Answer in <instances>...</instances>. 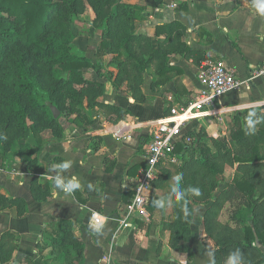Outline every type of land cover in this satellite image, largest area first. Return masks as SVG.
Returning a JSON list of instances; mask_svg holds the SVG:
<instances>
[{
    "label": "trees",
    "instance_id": "1",
    "mask_svg": "<svg viewBox=\"0 0 264 264\" xmlns=\"http://www.w3.org/2000/svg\"><path fill=\"white\" fill-rule=\"evenodd\" d=\"M123 1L0 0V169L6 167L8 151L19 155L36 175L31 193L37 202H46L52 195L44 171L33 157L35 151L29 144L32 137L40 139L46 133L60 137L65 125L70 124L87 131L94 121L92 111L110 119L129 114L100 101L105 84L87 77L88 72L109 76L115 89L126 87L131 97L143 104L147 76L152 78L154 89L168 81L167 74L176 69V57L197 64L208 59L204 52L189 47L187 27L180 22L158 26L157 37L164 35L163 39L134 33L133 23L143 19L144 14L141 8ZM146 2L153 7L159 5L156 0ZM88 7L94 13L92 27L103 28L95 62L82 54L75 42L76 21ZM108 68H114L116 74ZM53 106L61 112L58 119L51 111ZM249 111L264 116L262 109L233 114L226 136L208 137L204 128L186 133L184 139L190 137L193 142L178 144L177 151L185 156L182 163L162 168L161 176L153 183L155 194L147 210L151 218L160 216L163 230L170 232L173 250L192 256L196 207L206 206L203 226L216 246L211 264H225L228 255L237 249L246 264H264V252L259 248L264 245V122L251 133L245 119ZM170 115L165 113V117ZM227 167L235 169L236 176L221 191ZM181 173L183 189H201L198 197L186 195L187 204L176 201L171 194L172 177ZM169 196L170 206L166 203L160 209L154 205L155 200ZM6 210L23 218L29 207L23 198L0 194V212ZM74 228V222L63 219L43 231L38 254L50 250L43 264L83 262L85 245ZM19 243L17 233L7 231L1 235L0 264L12 262ZM21 264L36 263L32 257H25Z\"/></svg>",
    "mask_w": 264,
    "mask_h": 264
},
{
    "label": "crops",
    "instance_id": "2",
    "mask_svg": "<svg viewBox=\"0 0 264 264\" xmlns=\"http://www.w3.org/2000/svg\"><path fill=\"white\" fill-rule=\"evenodd\" d=\"M156 1L159 3L156 7L148 5L146 0L123 1L141 8L144 14L143 19L133 23L134 33L153 40L163 39L164 35L157 37V27L180 22L187 27L186 42L190 48L204 52L207 60L225 62L244 82L239 92L229 93L217 102L223 108L222 124L229 125L231 116L240 111H264V76L250 79V68L264 62V17L256 13L253 0ZM87 13L89 18L82 17L78 28L89 32L87 46L94 52L88 57L95 62L103 28H93L94 13L91 8ZM105 60L108 62L110 58ZM173 64L176 69L167 74L168 81L163 85L152 89V78L146 77L143 104L137 103L126 87L115 89L109 76L87 73V77L105 84L101 102L118 106L129 114L119 119L110 116V119L92 111L94 121L87 131L70 124L65 125L61 137L46 133L40 139L29 140L35 151L33 157L39 161L51 189L48 201L34 200L31 184L36 175L19 155L8 154L6 167L0 169V194L23 198L29 207L23 218L15 217L11 210L0 212V239L7 231L20 237L19 248L10 264H21L25 257L43 264L50 255L49 249L41 255L37 251L43 231L63 219L75 223L74 233L84 242L85 256L81 264H211L216 246L204 230L206 206L196 207L191 257L170 247V232L163 230L158 215L149 222L134 216L128 227L122 224V207L133 198V181L144 163V149L151 134L148 125L165 118L166 112L172 113L190 104L202 88L201 64L181 57H176ZM107 71L116 74L114 68ZM218 122L216 117L207 118L197 128L210 132ZM227 127L221 136L227 135ZM114 130L120 133L117 135ZM66 161L71 162L67 170L54 167ZM226 175L228 180L223 182ZM57 176L65 185L75 179L81 187L65 192L55 185ZM235 176V169L227 167L220 190ZM76 190L78 196H75ZM95 224L100 225L99 229ZM259 248L264 252V245Z\"/></svg>",
    "mask_w": 264,
    "mask_h": 264
},
{
    "label": "built area",
    "instance_id": "3",
    "mask_svg": "<svg viewBox=\"0 0 264 264\" xmlns=\"http://www.w3.org/2000/svg\"><path fill=\"white\" fill-rule=\"evenodd\" d=\"M200 68L202 88L195 99L187 106L173 110L170 116L148 125L151 134L144 149V163L133 181V198L121 211L125 227L134 216L150 221L147 206L154 192L153 183L161 176L162 168L178 166L185 158L177 151L178 144H191L192 138L184 139L186 133L197 129L199 123L207 118L216 117L222 122L223 108L218 107L217 102L229 93L239 92L244 86V82L223 61L206 60ZM262 76L264 62L250 68L251 80Z\"/></svg>",
    "mask_w": 264,
    "mask_h": 264
},
{
    "label": "clouds",
    "instance_id": "4",
    "mask_svg": "<svg viewBox=\"0 0 264 264\" xmlns=\"http://www.w3.org/2000/svg\"><path fill=\"white\" fill-rule=\"evenodd\" d=\"M253 6L260 16L264 17V0H253ZM246 124L251 133L256 131V126L261 122H264V116H257L256 111H249L248 116L245 118ZM71 166L70 161H66L54 167L59 168L61 170H67ZM183 180V174H177L176 176L172 177V187H171V194L175 196L176 201H184L187 204V200L185 199L188 193H191L194 196L201 195V189L199 187H189L186 190L181 187V182ZM55 185L63 189L65 192H72L74 189H78L81 187L79 181L73 179L68 185H65L63 180L57 176L54 179ZM171 196L167 198H161L155 200L153 203L157 208L163 209L166 206V203L170 206L171 205ZM96 229H99L100 225L95 224L93 225ZM214 264V262H213ZM225 264H246L245 258L243 253L237 249L235 252H232L228 255Z\"/></svg>",
    "mask_w": 264,
    "mask_h": 264
},
{
    "label": "rangeland",
    "instance_id": "5",
    "mask_svg": "<svg viewBox=\"0 0 264 264\" xmlns=\"http://www.w3.org/2000/svg\"><path fill=\"white\" fill-rule=\"evenodd\" d=\"M90 7L87 8V10L89 9ZM82 17L84 19H88L89 18V14L87 13V11L84 13V14H81L78 16V20L76 21V28L74 29V33H75V37H76V40L75 42L78 43L80 45L79 49L81 51L82 54H85V56L87 58L88 57V54L91 56L93 54V50H91L89 48L88 45V38L90 37V34L89 32L87 33V31L85 30H81L80 28H78V23L80 21V19H82ZM90 59V58H89ZM91 60V59H90ZM94 61V60H93ZM232 121V119H231ZM231 121L229 122V124L231 123ZM228 123V122H226ZM226 123L222 124V122H218L216 125L213 126V128L210 130V132H207V130L205 129L206 133H207V136L208 137H215L216 135L218 134H221V131L223 130H226V126H228ZM220 124V125H219ZM67 127V125H66ZM199 129V128H198ZM227 130H228V127H227ZM61 137V136H60ZM207 143L208 145L211 146V141L209 139H207ZM19 146V145H18ZM5 147V146H4ZM12 147H17L16 145L15 146H12L11 145V148ZM1 151V150H0ZM12 152V151H11ZM10 151L7 152V154H10L11 153ZM226 177V178H225ZM224 178H223V182H225L226 180H228V175H226Z\"/></svg>",
    "mask_w": 264,
    "mask_h": 264
},
{
    "label": "water",
    "instance_id": "6",
    "mask_svg": "<svg viewBox=\"0 0 264 264\" xmlns=\"http://www.w3.org/2000/svg\"><path fill=\"white\" fill-rule=\"evenodd\" d=\"M51 111L55 119H58L61 115V112L56 107H51Z\"/></svg>",
    "mask_w": 264,
    "mask_h": 264
}]
</instances>
